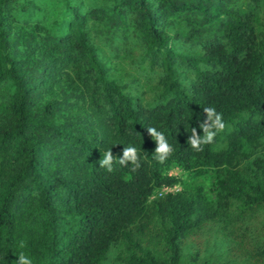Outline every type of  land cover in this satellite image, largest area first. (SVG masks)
I'll return each instance as SVG.
<instances>
[{"label": "trees", "instance_id": "obj_1", "mask_svg": "<svg viewBox=\"0 0 264 264\" xmlns=\"http://www.w3.org/2000/svg\"><path fill=\"white\" fill-rule=\"evenodd\" d=\"M204 107L226 129L195 151ZM130 146L137 171L100 167ZM21 252L264 264V0H0V264Z\"/></svg>", "mask_w": 264, "mask_h": 264}, {"label": "clouds", "instance_id": "obj_2", "mask_svg": "<svg viewBox=\"0 0 264 264\" xmlns=\"http://www.w3.org/2000/svg\"><path fill=\"white\" fill-rule=\"evenodd\" d=\"M203 111L207 116V119L200 124L203 135L198 134L197 129L193 127L188 139L189 145L195 151H202L204 145L214 143L216 136L223 133L226 129L223 114L217 112L215 107H204ZM147 132L157 143L154 159L160 163H164L173 155L175 151L174 147L168 143L163 132L158 131L155 127H147ZM114 163H118L124 167H128L130 164L131 171L135 172L141 167L140 153L135 147L130 146L123 148L122 157H114L112 149H109L102 154V158L99 160L100 167L105 168L109 173L114 171ZM19 246L24 248L25 243L21 241ZM14 264H34V262L30 256L21 252L18 255V260L14 261Z\"/></svg>", "mask_w": 264, "mask_h": 264}, {"label": "rangeland", "instance_id": "obj_3", "mask_svg": "<svg viewBox=\"0 0 264 264\" xmlns=\"http://www.w3.org/2000/svg\"><path fill=\"white\" fill-rule=\"evenodd\" d=\"M168 173L171 175L179 174L178 170L175 168L169 169ZM199 182L203 185L205 194L212 198V196H213L212 195V187H213L214 178L211 175H206V176H203L202 178H200ZM176 190H177V188H174V189L170 190V193H173ZM161 192L164 195V194L169 192V189H166V190L163 189ZM188 255H189V251L186 252V256H188ZM111 257H112L111 255L108 256V260L105 262V264H112Z\"/></svg>", "mask_w": 264, "mask_h": 264}, {"label": "built area", "instance_id": "obj_4", "mask_svg": "<svg viewBox=\"0 0 264 264\" xmlns=\"http://www.w3.org/2000/svg\"><path fill=\"white\" fill-rule=\"evenodd\" d=\"M166 190V189H165ZM170 190H172V189H169V192L168 193H170Z\"/></svg>", "mask_w": 264, "mask_h": 264}]
</instances>
